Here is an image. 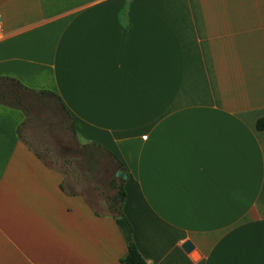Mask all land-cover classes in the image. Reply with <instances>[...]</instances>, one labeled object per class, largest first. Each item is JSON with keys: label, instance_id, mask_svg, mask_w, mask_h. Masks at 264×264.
<instances>
[{"label": "crops", "instance_id": "crops-1", "mask_svg": "<svg viewBox=\"0 0 264 264\" xmlns=\"http://www.w3.org/2000/svg\"><path fill=\"white\" fill-rule=\"evenodd\" d=\"M0 23V264H122L130 241L264 264V0H0ZM49 114L89 174L108 160L118 211L30 146Z\"/></svg>", "mask_w": 264, "mask_h": 264}, {"label": "rangeland", "instance_id": "rangeland-1", "mask_svg": "<svg viewBox=\"0 0 264 264\" xmlns=\"http://www.w3.org/2000/svg\"><path fill=\"white\" fill-rule=\"evenodd\" d=\"M57 120H54V117L50 118L49 114L47 123L49 127L42 128L48 131L44 134L38 133L40 129L33 127L31 133L27 135L30 146L49 166L63 174L64 182L70 189L87 197L98 211L106 212L112 198H116L115 204H118L117 183L114 186L110 183V178L114 177V174L108 160L101 156L96 172L89 174L83 160L86 151L76 149L72 145L70 136L60 132Z\"/></svg>", "mask_w": 264, "mask_h": 264}, {"label": "trees", "instance_id": "trees-1", "mask_svg": "<svg viewBox=\"0 0 264 264\" xmlns=\"http://www.w3.org/2000/svg\"><path fill=\"white\" fill-rule=\"evenodd\" d=\"M256 127L258 129H263L264 128V117L259 118L257 120ZM120 180H122V178H120ZM112 184H113V186L115 185V180L114 179H113ZM117 195H118V204L117 205L115 204V202H116L115 199L116 198H112L111 199V203H110L109 209L112 212L118 211V208L120 207L121 202L123 200L124 191L122 190L121 186L118 187ZM120 262L122 264H147L145 259L139 253V251H138L137 247L135 246L134 242H132V241H130L128 243L127 251H126L125 255L123 257H121Z\"/></svg>", "mask_w": 264, "mask_h": 264}, {"label": "water", "instance_id": "water-1", "mask_svg": "<svg viewBox=\"0 0 264 264\" xmlns=\"http://www.w3.org/2000/svg\"><path fill=\"white\" fill-rule=\"evenodd\" d=\"M117 175H120V171L117 172ZM191 246H192V245H191L190 242H187V243H185V245H184V247H185L186 250H189V249L191 248Z\"/></svg>", "mask_w": 264, "mask_h": 264}, {"label": "built area", "instance_id": "built-area-1", "mask_svg": "<svg viewBox=\"0 0 264 264\" xmlns=\"http://www.w3.org/2000/svg\"><path fill=\"white\" fill-rule=\"evenodd\" d=\"M0 29H1V23H0Z\"/></svg>", "mask_w": 264, "mask_h": 264}]
</instances>
